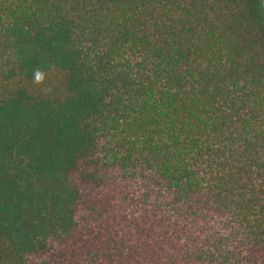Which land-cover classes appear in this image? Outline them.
Here are the masks:
<instances>
[{"label":"trees","instance_id":"16d2710c","mask_svg":"<svg viewBox=\"0 0 264 264\" xmlns=\"http://www.w3.org/2000/svg\"><path fill=\"white\" fill-rule=\"evenodd\" d=\"M0 264H264V0H0Z\"/></svg>","mask_w":264,"mask_h":264},{"label":"clouds","instance_id":"9594fccd","mask_svg":"<svg viewBox=\"0 0 264 264\" xmlns=\"http://www.w3.org/2000/svg\"><path fill=\"white\" fill-rule=\"evenodd\" d=\"M42 79H43V75L41 73L37 72V74H36V81L39 82Z\"/></svg>","mask_w":264,"mask_h":264}]
</instances>
